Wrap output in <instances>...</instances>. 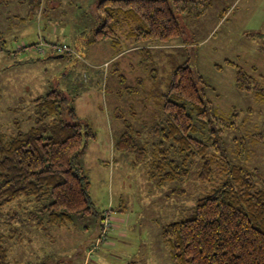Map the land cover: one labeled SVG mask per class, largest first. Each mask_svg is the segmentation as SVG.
<instances>
[{"label":"rangeland","instance_id":"374dc122","mask_svg":"<svg viewBox=\"0 0 264 264\" xmlns=\"http://www.w3.org/2000/svg\"><path fill=\"white\" fill-rule=\"evenodd\" d=\"M97 1L43 0L33 13L27 0H0V132L26 130L32 100L59 90L95 134L81 161L92 214L60 227L24 226L28 239L9 246L15 264H173L162 231L191 218L211 188L197 178L200 162L159 188L147 165L133 166L115 144L130 130L153 142L170 75L182 64L201 79L210 111L212 124L196 123L198 138L218 132L226 160L264 181V0H191L179 14L182 36L167 44L135 43L125 30L95 40ZM234 66L251 89L237 85ZM106 212L110 228L99 240Z\"/></svg>","mask_w":264,"mask_h":264},{"label":"trees","instance_id":"16d2710c","mask_svg":"<svg viewBox=\"0 0 264 264\" xmlns=\"http://www.w3.org/2000/svg\"><path fill=\"white\" fill-rule=\"evenodd\" d=\"M42 2L27 0L33 13ZM192 3L98 0L94 38H115L117 31L125 30L135 43H170L182 36L179 14ZM140 50L145 60L153 61L146 47ZM234 67L237 85L251 89L242 69ZM199 83L188 64L177 66L163 96L160 124L150 135L153 142L130 130L115 149L133 155V166L145 163L148 180L159 188L186 179L190 166L200 162L197 178L211 188L196 200L191 218L170 223L162 231L173 264H264V181L226 160L218 132L198 138L201 128L196 123L212 124ZM262 92L259 95L264 96ZM31 104L26 130L18 126L14 133L0 132V264H15L9 246L15 239H28L20 235L24 226L60 227L73 216L93 212L91 182L81 161L95 140L94 132L62 91H50Z\"/></svg>","mask_w":264,"mask_h":264},{"label":"built area","instance_id":"2783aa9c","mask_svg":"<svg viewBox=\"0 0 264 264\" xmlns=\"http://www.w3.org/2000/svg\"><path fill=\"white\" fill-rule=\"evenodd\" d=\"M65 49H67L66 46H61V47L56 48L57 52H60L61 50H65ZM109 218H110V213L109 212H106L105 213V216H104V218L102 220V224L100 226V236H99V240H104L105 237H106L107 231L110 228Z\"/></svg>","mask_w":264,"mask_h":264}]
</instances>
